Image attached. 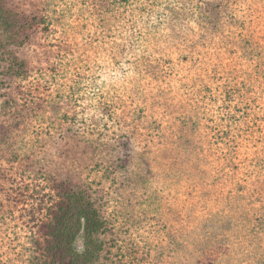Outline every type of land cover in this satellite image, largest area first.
Listing matches in <instances>:
<instances>
[{
  "label": "rangeland",
  "instance_id": "obj_1",
  "mask_svg": "<svg viewBox=\"0 0 264 264\" xmlns=\"http://www.w3.org/2000/svg\"><path fill=\"white\" fill-rule=\"evenodd\" d=\"M6 2L36 25L26 74L0 57V264H44L64 177L94 264H264V0Z\"/></svg>",
  "mask_w": 264,
  "mask_h": 264
},
{
  "label": "trees",
  "instance_id": "obj_2",
  "mask_svg": "<svg viewBox=\"0 0 264 264\" xmlns=\"http://www.w3.org/2000/svg\"><path fill=\"white\" fill-rule=\"evenodd\" d=\"M217 7H211L215 14ZM36 18H26L0 0V57L10 61V74L21 76L28 72V62L16 49L24 48L35 35ZM11 49V50H7ZM113 105L105 104L102 113L111 114ZM94 142V141H93ZM130 138L115 143L97 142L103 147L118 149L131 143ZM122 157H118L121 160ZM58 194L52 204L51 216L43 225L45 240L44 264H94L104 251L106 221L92 191L82 182L64 177L57 184ZM38 264V263H36Z\"/></svg>",
  "mask_w": 264,
  "mask_h": 264
}]
</instances>
